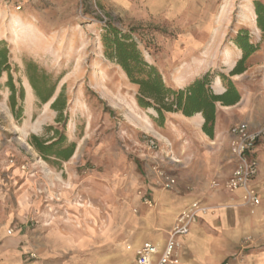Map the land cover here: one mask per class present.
Here are the masks:
<instances>
[{
    "label": "rangeland",
    "instance_id": "rangeland-1",
    "mask_svg": "<svg viewBox=\"0 0 264 264\" xmlns=\"http://www.w3.org/2000/svg\"><path fill=\"white\" fill-rule=\"evenodd\" d=\"M255 1L0 0V40L9 45L17 88L25 90V100L19 101L24 115L16 120L6 75L1 80L0 199L3 210L17 218L16 229L29 230L25 254L37 256L30 263L40 259L39 250L55 236L65 248L55 256L61 264L100 258L98 244L131 199L136 165L144 167L146 160H141L151 157L145 142L159 140L161 152L166 151L170 123L181 120V114L161 120L153 109L139 106L138 89L104 56L100 35L105 24L145 31L141 37L148 48H141L146 60L168 84L183 88L198 75L188 82L181 77L204 62L229 73L222 59L230 54V35L235 25L255 23ZM25 61L61 77L50 103L40 104L25 75ZM62 91L67 135L77 147L70 161L51 167L28 140L56 125L58 113L51 105ZM226 182L214 181L211 187L227 191ZM54 228L62 235L52 231L47 237Z\"/></svg>",
    "mask_w": 264,
    "mask_h": 264
},
{
    "label": "crops",
    "instance_id": "crops-1",
    "mask_svg": "<svg viewBox=\"0 0 264 264\" xmlns=\"http://www.w3.org/2000/svg\"><path fill=\"white\" fill-rule=\"evenodd\" d=\"M242 26L250 30L254 43L261 42L256 20L254 24ZM229 49V56L222 59L227 72L242 58V52L235 45ZM248 66L243 75L235 77L240 84V102L217 108L214 138L203 132L205 120L200 114L191 118L181 115V120L170 123L168 140L180 164L168 165L160 150L141 160H146L144 167L140 163L136 165V173L129 184L128 206L118 212L114 225L98 244L103 255L94 261L88 259L86 264H136L137 251L148 243L158 249L154 260L157 264L178 215L195 202L217 209L201 213L191 233L180 238L179 264H264V142H258L249 153L259 163L258 176L251 185L261 196L260 206H244L242 192L230 193L211 187L212 182L223 183L232 175L230 131L243 123L255 129L264 122V43L248 60ZM211 69L215 67L204 62L187 70L181 80L186 78L188 82L196 74ZM172 83L180 85L182 81ZM213 89L217 94L225 92L219 79ZM157 167L168 168L177 178L174 190L164 192L156 186ZM145 198H150L156 206H145ZM2 206L0 199V264H61L55 256L65 248L56 236L49 239V247L39 250L40 259L30 263L24 246L29 230L26 227L17 230V218ZM52 231L56 234L60 230L50 229L47 237Z\"/></svg>",
    "mask_w": 264,
    "mask_h": 264
},
{
    "label": "trees",
    "instance_id": "trees-1",
    "mask_svg": "<svg viewBox=\"0 0 264 264\" xmlns=\"http://www.w3.org/2000/svg\"><path fill=\"white\" fill-rule=\"evenodd\" d=\"M256 24L261 32V42L254 43L250 30L240 24L235 25L230 35V43L241 52L242 58L228 74L220 70H208L194 78L183 88L168 84L158 67L145 58L142 46L148 48L147 42L141 37V29L131 28L127 31L118 28L114 23L107 22L100 35V43L104 56L125 74L131 85L138 91L137 103L143 109H153L158 118L164 120L166 115L181 114L191 118L202 115L205 123L203 132L210 138L215 137V122L218 106H234L241 100L240 84L235 77L248 70V60L260 50L264 43V1L254 2ZM25 75L34 90L40 104L50 103L56 94L61 77L39 67L33 61H25ZM6 75V87L10 91L9 107L16 120L24 115L25 100L23 87L17 88L10 62V49L5 40H0V90L1 80ZM220 80L225 92L214 91L216 80ZM51 108L58 113L55 126L45 129V136L32 135L28 144L51 167L68 162L75 154L77 144L69 140L67 135V100L62 91L54 100Z\"/></svg>",
    "mask_w": 264,
    "mask_h": 264
},
{
    "label": "built area",
    "instance_id": "built-area-1",
    "mask_svg": "<svg viewBox=\"0 0 264 264\" xmlns=\"http://www.w3.org/2000/svg\"><path fill=\"white\" fill-rule=\"evenodd\" d=\"M216 2L220 0H214ZM231 143L230 151L234 162L231 177L225 184V189L230 193L242 192L244 206L257 207L261 205L259 192L252 187V181L258 176L259 163L249 156L250 151L258 142H264V122L255 129H251L247 124H240L230 131ZM166 151L161 152L164 161L169 165L180 164L174 158L169 142H163ZM145 150L150 156L160 151L158 140L148 139L145 142ZM163 153V154H162ZM156 186L164 191L174 190L178 185L177 178L167 169H155ZM144 205L149 208L154 207V202L150 198L144 199ZM211 208L195 202L184 209L177 217L175 225L169 232L167 245L157 264H179V251L182 247L180 238L191 233L193 226L197 223L201 213L210 211ZM12 232V231H11ZM158 249L152 244H145L137 251L136 264H154ZM30 259H35L36 253L29 251Z\"/></svg>",
    "mask_w": 264,
    "mask_h": 264
},
{
    "label": "bare ground",
    "instance_id": "bare-ground-1",
    "mask_svg": "<svg viewBox=\"0 0 264 264\" xmlns=\"http://www.w3.org/2000/svg\"><path fill=\"white\" fill-rule=\"evenodd\" d=\"M32 34H34V32L30 30L29 35H32ZM18 35L20 37V34H18Z\"/></svg>",
    "mask_w": 264,
    "mask_h": 264
}]
</instances>
